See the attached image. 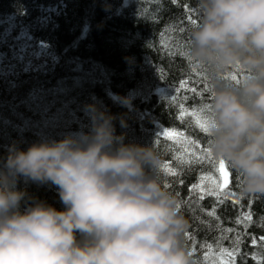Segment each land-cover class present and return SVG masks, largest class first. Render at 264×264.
Masks as SVG:
<instances>
[{"label": "trees", "instance_id": "1", "mask_svg": "<svg viewBox=\"0 0 264 264\" xmlns=\"http://www.w3.org/2000/svg\"><path fill=\"white\" fill-rule=\"evenodd\" d=\"M189 15L199 22L197 0H0V162L13 143L27 149L33 142L90 131V104L115 117V131L124 134L125 143L152 144L160 165L178 154V146L157 137L162 129L184 131L208 146V137L191 117L178 118V103L185 95L175 91L180 81L194 80L198 90L203 82L180 55L189 52L191 29L197 24L188 21ZM207 96L183 102L200 107L212 102ZM173 167L179 175L161 169L158 175L179 198L188 220L185 243L190 251L195 248L196 261L208 264L214 254L220 257L218 249H227L235 252L233 264H261L264 194L242 193L229 164L232 183L221 196L224 203L208 195L200 201L198 193L190 194V186L199 184L202 176L219 178L214 167L178 161ZM18 187L28 192L22 209L33 197L64 208L51 183L21 178ZM213 208L216 217L207 214ZM249 212L251 222L236 223Z\"/></svg>", "mask_w": 264, "mask_h": 264}, {"label": "clouds", "instance_id": "2", "mask_svg": "<svg viewBox=\"0 0 264 264\" xmlns=\"http://www.w3.org/2000/svg\"><path fill=\"white\" fill-rule=\"evenodd\" d=\"M189 54L208 70L210 148L264 194V0H197ZM239 66L234 83L226 74ZM92 127L62 139L13 143L0 162V264H197L178 196L162 184L152 144L125 143L115 117L86 106ZM56 186L63 209L28 197L20 179Z\"/></svg>", "mask_w": 264, "mask_h": 264}, {"label": "snow or ice", "instance_id": "3", "mask_svg": "<svg viewBox=\"0 0 264 264\" xmlns=\"http://www.w3.org/2000/svg\"><path fill=\"white\" fill-rule=\"evenodd\" d=\"M176 2V0H173ZM184 7L187 9L188 5L185 4ZM191 11V10H189ZM188 21L192 24H196L197 21L192 18L191 15L187 17ZM181 32L184 31L183 28L179 29ZM163 34V33H162ZM179 47V45H177ZM181 56H185L188 59V62L192 65V72L195 76L200 77L203 81L200 85V88L194 86L195 81L191 79H183L179 83V87L175 89L177 93L183 92L185 95L183 99L179 101V119L183 121L185 117H191L196 128L200 130L201 133L206 134L208 137V146H202L199 140L192 139L190 136L186 135L184 131L177 130L175 128H165L157 133V137H164L167 141L173 142L174 146L177 147V155L175 160L173 161H165L163 164L159 166L164 173L169 174L173 177L180 174V172L173 167L175 162H179L181 165L191 166L193 163H204L212 165L215 169V172L218 173V177L215 176H202L199 184H193L190 186V194L198 193L199 200L202 201L205 198V195L216 197L220 203H224V200H221V196L225 193L232 183L231 177L232 172H230L229 163L223 158H216L210 148V127L214 120V113L212 109L211 103H202L200 107H186L184 100L194 99L197 95L204 99L205 94H208L207 99L212 98L213 93V85H209L208 81H210V76L208 70L205 66H203L200 62L194 61L190 56L189 52L181 51ZM240 73L238 75L237 73ZM245 70L237 66L235 71L226 74V78L230 77V79L239 84L240 80L244 78ZM191 93L192 96L189 97L187 94ZM174 102L178 100V97L171 98ZM210 182V183H209ZM179 183L183 184L184 181L180 180ZM242 181L240 180V174L237 173V184L236 187L240 188ZM206 184L208 186L206 187ZM168 186L167 183L165 185ZM191 199V195L189 197ZM234 203H239V200H235ZM178 207L181 208V204H178ZM209 216L216 217L215 208H213L210 212L207 213ZM218 219V217H217ZM252 215L251 213L242 214L241 217L237 218L236 223H247L251 222ZM264 220V218H262ZM225 231L231 232L232 229H225ZM186 236H189V233H185ZM264 241V237L261 238ZM239 239H237V243ZM253 244H256L257 241L255 238L252 240ZM208 249H211V245H207ZM220 253V257L217 258L215 254L212 259L208 262V264H233V257L235 255L234 251H229L227 249H218ZM195 252V248L190 251V254L193 255ZM223 257H228V259H224ZM208 259V254L205 252V260ZM199 264V261H197ZM261 264H264V261H261Z\"/></svg>", "mask_w": 264, "mask_h": 264}]
</instances>
